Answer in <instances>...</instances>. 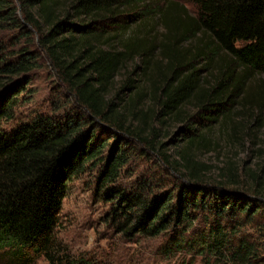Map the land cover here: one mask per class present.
I'll use <instances>...</instances> for the list:
<instances>
[{"label": "trees", "instance_id": "obj_1", "mask_svg": "<svg viewBox=\"0 0 264 264\" xmlns=\"http://www.w3.org/2000/svg\"><path fill=\"white\" fill-rule=\"evenodd\" d=\"M186 1L196 14L175 1L0 0V258L102 264L57 239L68 184L101 166L105 187L139 153L178 183L157 191L140 176L110 192L119 234L165 235L159 254L180 264H264V163L231 157L209 183L197 160L221 143L264 160L252 135L264 129V0ZM43 63L57 110L6 132ZM168 122L183 124L175 158L158 139Z\"/></svg>", "mask_w": 264, "mask_h": 264}, {"label": "rangeland", "instance_id": "obj_2", "mask_svg": "<svg viewBox=\"0 0 264 264\" xmlns=\"http://www.w3.org/2000/svg\"><path fill=\"white\" fill-rule=\"evenodd\" d=\"M148 2L175 1L186 8L192 14H196L195 7L186 0H147ZM28 84L20 95L19 103L14 110L13 120L4 124V130L10 132L16 129L21 123L31 121L39 113L55 112V104H60L63 96L60 88V81L54 75L51 67L43 63L41 67L33 71L28 77ZM55 106V107H54ZM63 114L62 112L57 113ZM181 123L168 122L163 127L159 142L166 144L164 153L175 158L176 151L182 144ZM247 140V130H241ZM260 146H264V129L252 133ZM110 138V136H108ZM108 139V138H106ZM246 140V141H247ZM117 140L114 138L105 149V156L109 157L110 150L115 146ZM121 145V142L117 145ZM116 145V146H117ZM222 148L216 152L202 151L197 160L211 168L206 173L205 181H217L219 168L231 157L243 163L247 161L248 166L256 168L264 160L253 159L246 146L221 143ZM125 147H121L124 149ZM128 153L131 151L128 147ZM153 160H152V159ZM261 162V163H259ZM157 163V164H156ZM157 156L143 157L135 154L134 158L119 171V176L114 183L103 186L104 179L100 177L101 166L90 167L87 172L68 184L67 197L63 202V210L60 217V227L57 229V239L62 244L65 252L71 256L95 257L102 264H180L183 256H167L159 253L163 248L160 245L167 236L162 235L157 238H145L138 235L135 241H129L125 235L119 234L116 227V219L111 215V198L109 193L114 190L130 191L135 185V180L140 176L152 179L157 185V191L175 188L176 179L168 175L163 169L158 167ZM178 176H180L178 174ZM186 178H182V181ZM110 190H107L109 189ZM107 190V191H106ZM115 192V191H114ZM116 193V192H115ZM201 219V218H200ZM0 264H9L5 258H0ZM34 264H49L44 258L36 260ZM187 264H202L201 259L194 262L187 259Z\"/></svg>", "mask_w": 264, "mask_h": 264}]
</instances>
